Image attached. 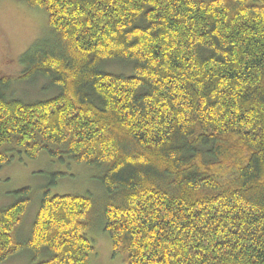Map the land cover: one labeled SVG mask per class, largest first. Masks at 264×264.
Masks as SVG:
<instances>
[{
  "label": "trees",
  "instance_id": "1",
  "mask_svg": "<svg viewBox=\"0 0 264 264\" xmlns=\"http://www.w3.org/2000/svg\"><path fill=\"white\" fill-rule=\"evenodd\" d=\"M22 1L52 39L18 80L58 92L23 103L0 78V165L45 150L95 170L126 264H264V0ZM20 194L0 210V263L29 247L48 253L37 264H88L91 199L45 190L20 243Z\"/></svg>",
  "mask_w": 264,
  "mask_h": 264
},
{
  "label": "rangeland",
  "instance_id": "2",
  "mask_svg": "<svg viewBox=\"0 0 264 264\" xmlns=\"http://www.w3.org/2000/svg\"><path fill=\"white\" fill-rule=\"evenodd\" d=\"M41 39H52L44 11L28 8L22 0H0V78L11 80L5 90L6 98L32 103L57 94V88L44 77L18 80L23 70L22 55ZM101 69L115 75L132 74L130 63L108 62ZM7 155H12V159L0 165V210L17 202L23 189H28L32 196L15 230L16 242L25 243L29 239L45 190L51 196H88L91 199V212L86 237L92 247L88 264H126L124 255L112 254L110 238L103 229L102 211L108 197L96 178L95 170L65 158L61 161L45 150L35 159H29L23 152L17 151L8 152ZM47 258L45 249L34 252L25 247L0 264H37Z\"/></svg>",
  "mask_w": 264,
  "mask_h": 264
}]
</instances>
